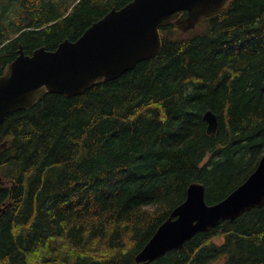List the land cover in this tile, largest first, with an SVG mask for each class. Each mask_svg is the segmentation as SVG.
<instances>
[{"label": "trees", "instance_id": "16d2710c", "mask_svg": "<svg viewBox=\"0 0 264 264\" xmlns=\"http://www.w3.org/2000/svg\"><path fill=\"white\" fill-rule=\"evenodd\" d=\"M131 0H1L0 75L18 55L76 40ZM83 94L45 95L0 125V264H133L187 197L216 203L264 154V0H235ZM217 114L209 134L204 114ZM11 194V196H10ZM153 264H264V205Z\"/></svg>", "mask_w": 264, "mask_h": 264}, {"label": "water", "instance_id": "95a60500", "mask_svg": "<svg viewBox=\"0 0 264 264\" xmlns=\"http://www.w3.org/2000/svg\"><path fill=\"white\" fill-rule=\"evenodd\" d=\"M235 0H131L113 7L76 40L65 39L55 50L45 46L19 55L0 75V125L8 115L32 109L50 93L65 97L83 94L99 81L119 78L138 63L156 57L163 49L161 28L173 22L183 35L204 18L220 13ZM207 131L218 129L217 114H204ZM8 141H0V149ZM1 184L14 181L0 174ZM11 196V194H10ZM264 205V154L256 169L237 188L216 203L206 200V186L190 184L187 197L164 220L135 256L133 264L153 262L207 232L227 219L235 220L255 206ZM8 206L0 207V215Z\"/></svg>", "mask_w": 264, "mask_h": 264}, {"label": "bare ground", "instance_id": "6f19581e", "mask_svg": "<svg viewBox=\"0 0 264 264\" xmlns=\"http://www.w3.org/2000/svg\"><path fill=\"white\" fill-rule=\"evenodd\" d=\"M209 110H211V109H209ZM208 111V110H207Z\"/></svg>", "mask_w": 264, "mask_h": 264}, {"label": "rangeland", "instance_id": "374dc122", "mask_svg": "<svg viewBox=\"0 0 264 264\" xmlns=\"http://www.w3.org/2000/svg\"><path fill=\"white\" fill-rule=\"evenodd\" d=\"M0 2H1V0H0Z\"/></svg>", "mask_w": 264, "mask_h": 264}]
</instances>
